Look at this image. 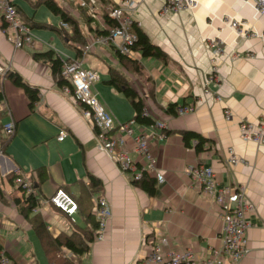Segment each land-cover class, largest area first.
I'll return each instance as SVG.
<instances>
[{
  "label": "crops",
  "instance_id": "obj_1",
  "mask_svg": "<svg viewBox=\"0 0 264 264\" xmlns=\"http://www.w3.org/2000/svg\"><path fill=\"white\" fill-rule=\"evenodd\" d=\"M55 1L77 22L85 45L89 46L84 53L85 45L66 41L55 30L72 49V56L36 37L30 45L14 47L6 38L0 16V63H9L10 71L38 90V99L30 107L21 87L8 77L0 83V135L4 122H14V133L0 152V225L8 228L6 234L0 233V251L10 258L11 264H135L150 251L154 224L159 223L170 248H190L200 259L211 256L221 243L220 208L185 174L186 164L200 162L213 167L219 183L245 186L252 207L247 213L248 251L239 264H264V145L244 141L237 128L240 120L264 122V39L238 37L222 22L223 16L246 20L259 33L264 30V15L257 13L251 0H198L192 9L165 15L160 13L165 0H134V21L166 56L162 60L135 52L140 69L134 71L121 65L111 47L92 43L97 29H107L105 6L118 5L121 0ZM23 2L33 9L43 3L15 0L20 16L32 21ZM58 20L57 26L52 27L59 28V16ZM207 38H217L225 49V55L216 61L220 83L209 84L220 94L219 100H204L202 94L212 58L205 43ZM77 48L83 53V66L97 71L93 89L116 124L132 118L134 111L122 93L104 82L109 68L126 77L153 119L166 123L162 139L153 135L159 129L138 123L132 125L131 135L124 136L125 148L133 158L137 154L132 137L136 133L149 137L156 171L164 177L162 183L155 184L153 194L120 174L111 158L98 150L94 127L81 116L80 103L60 92L47 60L33 58V52L46 49L63 59L74 58L78 56ZM170 103L193 104L194 111L184 115L168 113L166 107ZM225 109L230 111L228 118L224 116ZM62 128L67 133L57 140ZM183 131L198 133L208 140L210 148L196 152L184 144ZM229 147L247 164L227 163ZM39 167L45 170L44 179H39ZM14 175L31 177L37 197L44 200L39 212L25 213L21 209L25 195L13 184ZM58 188L77 203L73 214L47 202ZM101 193L111 205L103 237L86 240L87 249L69 260L49 261L34 231L36 220L45 223L52 237L83 238L85 231H94L95 197ZM28 228L33 229L36 238L26 235Z\"/></svg>",
  "mask_w": 264,
  "mask_h": 264
},
{
  "label": "built area",
  "instance_id": "obj_2",
  "mask_svg": "<svg viewBox=\"0 0 264 264\" xmlns=\"http://www.w3.org/2000/svg\"><path fill=\"white\" fill-rule=\"evenodd\" d=\"M258 14L264 15V0H251ZM198 3V0H165L161 6L160 13L178 12L184 9H192ZM137 3L134 0H121L118 5H106V14L115 20V24L107 27V33L95 36L93 44L112 47L122 54L135 57V51L131 45L135 40V34L131 26L136 23L133 18V12ZM0 16L4 22V32L6 38L14 47L30 45L34 39L29 28L20 16L15 0H0ZM222 22L233 29L236 36L241 38L260 37L264 39V30L256 32L251 29L246 20H237L230 16H223ZM60 26L69 29L66 22L60 21ZM138 25V23H136ZM210 47L212 58L209 63V74L207 76L204 93L215 97L213 90L209 87L210 83H218V65L217 58L225 55V49L217 38H207L205 40ZM92 45V44H91ZM90 45V46H91ZM89 46L82 48L83 53ZM83 53L74 58H65L61 67V75L67 80V83L61 87L62 91L71 94L77 101L83 103V116L89 117L96 131V138L100 150L106 151L114 156L116 165L120 172L129 176V180L138 181L143 174H151L156 171L155 157L148 149V142L142 133H136L132 138L135 142L134 150L143 157L139 162L133 161L128 155L126 148H121L123 143V132L131 135L133 133L134 120H129L115 126L114 119L110 112L101 103L96 93L92 90L93 85L98 80L96 70L84 67L82 64ZM234 56L237 54L234 52ZM252 56L251 53H246ZM9 63H0V83L6 78L9 70ZM205 96V95H204ZM216 98V97H215ZM217 99H220L217 97ZM175 115H181L194 110L193 104L176 105ZM145 112V111H144ZM226 118L230 111L224 110ZM154 126L159 129H165L166 123L162 120L155 121ZM4 135L8 136L14 132V122L6 121L2 125ZM238 132L244 141H253L264 145V122L253 123L247 120H240ZM65 129H60L56 139L62 140L66 135ZM160 139L163 135L156 134ZM162 137V138H161ZM196 143L192 139L191 145ZM207 148V144L204 145ZM1 152V150H0ZM227 163L229 164H247L245 158L235 154L233 148L227 149ZM187 170V172H186ZM185 172L194 181V185L208 194L213 202L220 208V217L222 219L221 243L219 249L214 250L211 256L203 259L197 258L190 248L172 249L169 247L168 238L161 230L159 223L154 224L155 237L152 239L150 251L146 256L135 264H239L242 257L247 253L246 232L250 225L247 219V213L252 205L245 196V186L243 184L231 185L229 183H219L216 179L212 166L204 163H191L185 168ZM156 182L161 183L164 177L161 174H155ZM14 184L25 194L31 193L36 196L30 176L21 177L17 175L14 178ZM47 202L58 208L66 214H73L77 209L75 200L65 191L58 188L49 196ZM36 209V205L33 206ZM95 239L103 237L107 221L111 216V205L104 195L95 197ZM67 257L75 256L71 251L64 250ZM219 256L223 257L220 259ZM7 255L0 251V264H10Z\"/></svg>",
  "mask_w": 264,
  "mask_h": 264
},
{
  "label": "trees",
  "instance_id": "obj_3",
  "mask_svg": "<svg viewBox=\"0 0 264 264\" xmlns=\"http://www.w3.org/2000/svg\"><path fill=\"white\" fill-rule=\"evenodd\" d=\"M37 2L43 3L44 6L48 10H50L54 15L59 16V18L61 19L60 21L66 22L69 28L71 29L72 33L71 35L68 34L69 36L67 35L62 36V32H60L58 29L59 28L62 29L63 27L59 26V28L57 29L50 25L48 26L51 29L57 31V33L60 36H62L63 39H65L66 41H70L71 38L73 37L74 42H76L77 38L74 37L75 36L74 34L78 33V27L76 24L77 22L69 15V13H67L55 0H37ZM104 14H105L104 19H105V23L107 24V27L115 24L114 19L110 18L106 14V12ZM22 21L29 28H32L34 26L46 27V25L43 23L32 24L31 20H25L24 18H22ZM131 29H132V32L135 34V40L131 45L132 49L135 52H138L140 56L142 57H154V58L165 60L166 56L163 50H161L157 45L152 43L150 39L147 37V35L138 27L136 23L132 24ZM97 33L98 35L106 34L107 29L105 30L97 29ZM115 52L118 56V59L121 65L126 70L138 71L140 69V63L138 62L136 58L122 54L117 50ZM76 53H78L77 55L79 56L80 49L77 48ZM33 58L36 60L44 59L49 62L51 73L58 86H61L67 83V80H65L61 75V67H62L64 59L58 53H56L52 49H46L44 51H35L33 52ZM7 77L12 81L14 85L21 87L23 89L24 93L29 99L28 100L29 106L32 107V104L38 99L37 97L38 90L32 86H29L27 83H24L21 77L16 72L9 71L8 74L6 75V78ZM104 82L112 86L116 91L122 93V95H124V97L129 101L134 111L132 119L136 123L140 125H150L154 122V119L150 115H145L142 113L143 108H144V103L141 97L139 96L138 92L129 84L126 77L120 71L113 69V68H109L108 78L104 80ZM174 108H175V104L170 103L166 107V112L175 114ZM13 133L8 136L4 135L3 133H2V136L0 135V150L1 151L4 150L5 145L7 144L9 138L13 135ZM181 135H182L184 144L189 147H192L196 152H201L207 149L205 148L204 144L208 142V140L203 138L198 133L193 132V131H183ZM192 139H196V143L193 145H191ZM37 170H38L37 172L39 175V179H44L46 175L44 168L39 167ZM16 176L14 175V178ZM135 182H138V185L147 193L149 194L154 193L155 184H156V179L154 176L149 175V174H143L141 179ZM22 194L25 195L24 192H22ZM35 203H36V197L33 196L31 193H27L25 195V198L22 199L21 206L23 208L21 209L25 213H28L31 207H33ZM94 225H95L94 231L93 232L85 231V234H84L85 237L83 238L81 235H58L56 237H52L51 234L48 232L45 223L41 220H36L34 224V231L49 261L56 262L59 260H64V261L69 260L64 250L71 251L75 255L84 252L87 249L86 240L90 241L92 240V238H95V228L97 226L96 221Z\"/></svg>",
  "mask_w": 264,
  "mask_h": 264
},
{
  "label": "rangeland",
  "instance_id": "obj_4",
  "mask_svg": "<svg viewBox=\"0 0 264 264\" xmlns=\"http://www.w3.org/2000/svg\"><path fill=\"white\" fill-rule=\"evenodd\" d=\"M59 3H61V0H57ZM68 1V0H67ZM78 5V4H77ZM85 4H82V5H80V7H83ZM23 6H24V9H25V11H26V13L29 15V17L32 15L33 17H32V21H35V22H40V23H43V24H45L46 25V27H42V28H38V27H36V26H34V27H32L31 28V33H32V35L34 36V37H36L37 38V40H39V41H41V42H43L45 45H47V46H50V47H53L54 49H56V50H58V51H60V52H62V53H64L65 55H68V56H72L73 55V52H72V49L69 47V46H67L66 45V43H65V40H63L62 38H60L58 35H57V33L53 30V29H51L48 25H50V26H57V23H58V16H56V15H54V14H52L49 10H47L46 8H45V6L43 5V4H40L39 6H37L36 7V9H33L30 5H29V3H26V2H23ZM137 7V6H136ZM136 7H135V9H136ZM135 9H134V11H135ZM134 13V12H133ZM92 14V13H91ZM89 16L90 17H92V15H90V13H89ZM93 16H94V14H93ZM90 20H92V19H90ZM89 20V21H90ZM77 24V23H76ZM61 27V26H60ZM77 27H78V24H77ZM60 32H62V36L63 35H67V36H69L68 34H71L72 33V31H71V29L69 28V30H67V29H65V28H62V29H58ZM86 30V28H85V26L84 25H82V31L84 32ZM79 31H80V29H79V27H78V33L77 34H74L73 36L75 37V38H77V41L76 42H78L79 44H81V45H83V44H85V42H84V38L82 37V35L79 33ZM97 36V35H96ZM70 41H74V39H73V37L71 38V40ZM81 41H83V42H81ZM205 43L207 44V42L205 41ZM32 44V43H31ZM100 45V44H99ZM207 46H208V44H207ZM112 48V47H111ZM208 48H210L209 46H208ZM113 50H115L114 48H112ZM116 51V50H115ZM97 69V68H96ZM218 83H220L219 82V80H218ZM62 86V85H61ZM205 86V85H204ZM204 86H202V94H203V96H204V100H206V98L207 99H215V100H219V99H217V97H221L220 96V94L218 93V92H216V91H214L213 90V92H214V95H215V97H211V96H208V95H206L205 93H204V91H203V89H204ZM59 88V90H60V92H62L63 94H67V93H64L63 91H62V89H61V87L59 86L58 87ZM92 90L94 91V89L92 88ZM95 92V91H94ZM96 93V92H95ZM69 95H71V94H69ZM72 96V95H71ZM73 97V96H72ZM76 101H77V99L75 98V97H73ZM78 103H80V114H81V116L83 117V118H85L86 120H88L91 124H92V121H91V119H89V117H85V116H83V114H82V108H83V103H81V102H79V101H77ZM176 106V105H175ZM106 108V107H105ZM145 111V112H144ZM194 111V110H193ZM142 113L143 114H145V115H149V113L147 112V110L145 109V108H143V111H142ZM187 113H190V112H187ZM187 113H184V114H187ZM184 114H181V115H184ZM224 116H225V114H224ZM230 116V115H229ZM225 118H226V116H225ZM129 120H133L132 118H130ZM129 120H127V121H129ZM155 121H158V120H155L154 119V122L152 123V124H150V125H148V126H151V127H155L154 126V123H155ZM125 122V121H124ZM240 122V121H239ZM239 122H238V124H239ZM115 123V122H114ZM120 123H122V122H120ZM120 123H115V126H118V124H120ZM134 123H136L135 121H134ZM156 128V127H155ZM237 128H238V125H237ZM156 129H159V128H156ZM156 129H154V130H156ZM95 130V129H94ZM164 130H166V128L165 129H159V131L157 132V133H155V134H153L156 138H158V139H160L159 138V136L158 135H156V134H158V133H160V134H162L163 136H164ZM126 134L123 132V135H122V137H123V143H121L120 144V147L121 148H125L126 146H125V141H124V136H125ZM152 135V136H153ZM143 136L144 137H146V139H147V142L149 141V137H147L146 135H144L143 134ZM95 138H96V131H95ZM162 138V137H161ZM192 141V140H191ZM134 142V141H133ZM253 142V141H252ZM254 143H256V142H254ZM134 144H135V142H134ZM205 144H207V149H209L210 148V144H209V142H206ZM204 144V145H205ZM96 146H97V148H98V150L99 151H102V152H105L110 158H111V160L114 162V164L116 165V160L114 159V156H112L110 153H108V152H106V151H103V150H100L99 149V147H98V141H97V138H96ZM148 149H149V151H150V153L152 154V152H151V150H150V148H149V144H148ZM135 153L137 154V158H133L131 155H130V153H129V151H128V155H129V157L131 158V159H133V161H135V162H139L140 160H142L143 159V157L141 156V154H139L137 151H135ZM154 156V155H153ZM156 159V158H155ZM196 163V162H195ZM200 163V162H199ZM188 164H191V163H188ZM188 164H186V166L188 165ZM186 166H185V168H186ZM116 167H117V165H116ZM118 168V167H117ZM119 170V169H118ZM120 172V171H119ZM155 172H157V171H155ZM186 172H187V170H186ZM185 172V174L187 175V173ZM158 174H161V173H159V172H157ZM156 173V174H157ZM120 174H122V175H126L128 178H129V176L126 174V173H124V172H120ZM149 175H153V173H151V174H149ZM162 175V174H161ZM163 176V175H162ZM188 176V175H187ZM154 177H155V175H154ZM188 178H189V176H188ZM130 179V178H129ZM155 179H156V177H155ZM190 180H191V178H189ZM30 180L32 181V179H31V177H30ZM132 181V180H131ZM135 182V181H134ZM191 182H192V184L194 185V181L193 180H191ZM157 184H160V183H158V182H156ZM162 183V182H161ZM13 184H14V179H13ZM32 184H33V182H32ZM16 186V185H15ZM195 186V185H194ZM16 188L18 189L19 187L18 186H16ZM34 188V187H33ZM197 188H199V187H197ZM35 189V188H34ZM19 191H20V189H18ZM36 191V190H35ZM202 191V190H201ZM23 192V191H22ZM205 193V192H204ZM245 193H246V190H245ZM206 194V193H205ZM26 195V194H25ZM98 195H103L102 193L101 194H98ZM207 196H209L208 194H206ZM246 196V195H245ZM36 197V203L34 204V205H36V209L35 208H33V207H31V209H30V212H34V213H37V212H39L40 211V209H42V208H39V206H40V204L44 201V200H41L40 198H38L37 197V195L35 196ZM210 197V196H209ZM211 198V197H210ZM212 199V198H211ZM108 200V199H107ZM109 202V201H108ZM110 203V202H109ZM33 205V206H34ZM77 210V209H76ZM61 211V210H60ZM111 217V216H110ZM110 219V218H109ZM108 219V220H109ZM108 222V221H107ZM7 225H0V233L1 234H6L8 231H7ZM25 233H26V235L27 236H29V237H32V238H36V236H35V233H34V231H33V229L32 228H28V229H26L25 231H24ZM1 237H2V235H1ZM2 252V251H1ZM3 253V252H2ZM9 258V257H8ZM9 260H10V258H9ZM9 263L11 264V261H9Z\"/></svg>",
  "mask_w": 264,
  "mask_h": 264
}]
</instances>
